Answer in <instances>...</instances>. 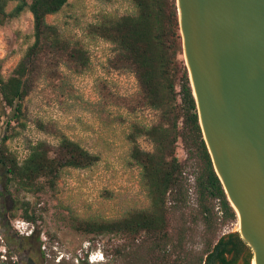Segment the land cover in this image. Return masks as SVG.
Masks as SVG:
<instances>
[{"label": "trees", "instance_id": "16d2710c", "mask_svg": "<svg viewBox=\"0 0 264 264\" xmlns=\"http://www.w3.org/2000/svg\"><path fill=\"white\" fill-rule=\"evenodd\" d=\"M67 1L0 0V25L25 10L33 15V42L8 78L0 72V97L12 112L7 125L24 115L23 101L46 60L81 69L89 64L87 49L47 20ZM129 1L134 12L105 14L90 24L88 33L112 45L114 66L135 74L143 103L159 114L156 123H135L128 134L130 158L141 170L150 204L117 219H75L74 227L85 234L125 237L127 243L122 246L127 264H207L212 258L220 264H235L239 245L245 241L238 232L225 233L239 215L204 137L184 57L177 0ZM10 2L16 5L8 10ZM4 123L0 111V127ZM140 136L149 139L151 150L139 145ZM7 138L0 141V174L7 184L33 194L55 189L65 168H89L100 160L98 154L64 134L57 145L43 140L31 143L27 156L19 160L9 150ZM180 144L185 159L178 155ZM22 216L37 221L35 211L27 208Z\"/></svg>", "mask_w": 264, "mask_h": 264}, {"label": "rangeland", "instance_id": "374dc122", "mask_svg": "<svg viewBox=\"0 0 264 264\" xmlns=\"http://www.w3.org/2000/svg\"><path fill=\"white\" fill-rule=\"evenodd\" d=\"M15 5L10 2L8 10ZM134 10L129 0H68L47 20L87 49L88 66L81 69L46 60L23 101L24 115L20 121L12 119L10 125L6 121L12 115L11 109L0 97L5 119L0 141L9 135L6 144L19 160L27 156L31 143L43 140L57 145L62 134L100 156L89 168H65L55 189L38 194L16 189L0 174V190L13 202L12 220L23 234L30 230L37 233L45 264H127L122 246L127 243L125 237L85 234L75 229L74 220L117 219L150 204L141 183V170L130 158L132 143L128 134L135 123H156L159 114L143 103L135 74L114 66L112 45L88 33L90 24L103 15L119 16ZM32 33L33 15L29 10L0 25V72L5 78L33 42ZM138 143L145 150L152 149L145 136H140ZM178 155L180 159L187 157L182 144ZM26 208L35 211L36 222L23 218ZM230 232H238L245 241L239 245L241 251L235 264H254L255 252L242 236L240 217L226 227L225 233ZM100 252L105 260L92 263L89 256L96 261Z\"/></svg>", "mask_w": 264, "mask_h": 264}, {"label": "water", "instance_id": "95a60500", "mask_svg": "<svg viewBox=\"0 0 264 264\" xmlns=\"http://www.w3.org/2000/svg\"><path fill=\"white\" fill-rule=\"evenodd\" d=\"M204 137L264 264V0H177Z\"/></svg>", "mask_w": 264, "mask_h": 264}, {"label": "flooded vegetation", "instance_id": "af4514ba", "mask_svg": "<svg viewBox=\"0 0 264 264\" xmlns=\"http://www.w3.org/2000/svg\"><path fill=\"white\" fill-rule=\"evenodd\" d=\"M13 202L0 190V264H45L44 252L36 232L24 235L13 222ZM220 264L215 258L209 264Z\"/></svg>", "mask_w": 264, "mask_h": 264}, {"label": "built area", "instance_id": "2783aa9c", "mask_svg": "<svg viewBox=\"0 0 264 264\" xmlns=\"http://www.w3.org/2000/svg\"><path fill=\"white\" fill-rule=\"evenodd\" d=\"M22 232V231H21ZM23 233V232H22ZM31 233H32V230H30V231H26L24 234H26V235H31ZM59 263L62 261V257L61 258H59L58 260H57ZM92 263H94V262H97V260L96 261H94L93 259H92V257H91V260H90Z\"/></svg>", "mask_w": 264, "mask_h": 264}, {"label": "clouds", "instance_id": "9594fccd", "mask_svg": "<svg viewBox=\"0 0 264 264\" xmlns=\"http://www.w3.org/2000/svg\"><path fill=\"white\" fill-rule=\"evenodd\" d=\"M61 257L63 258V255ZM104 260H105V256H104V254L102 252H100V254H99V261H104Z\"/></svg>", "mask_w": 264, "mask_h": 264}, {"label": "bare ground", "instance_id": "6f19581e", "mask_svg": "<svg viewBox=\"0 0 264 264\" xmlns=\"http://www.w3.org/2000/svg\"><path fill=\"white\" fill-rule=\"evenodd\" d=\"M238 215L240 217V222H241V215L240 212H238ZM254 264H257V256H256V252L254 253Z\"/></svg>", "mask_w": 264, "mask_h": 264}]
</instances>
